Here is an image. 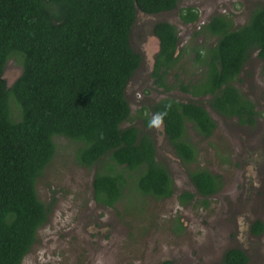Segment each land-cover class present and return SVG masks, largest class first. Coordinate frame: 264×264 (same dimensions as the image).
Returning <instances> with one entry per match:
<instances>
[{
  "label": "trees",
  "instance_id": "trees-1",
  "mask_svg": "<svg viewBox=\"0 0 264 264\" xmlns=\"http://www.w3.org/2000/svg\"><path fill=\"white\" fill-rule=\"evenodd\" d=\"M179 1L0 0V264H22L49 217L50 207L36 185L61 139L70 143L77 166L93 170L98 204L114 207L138 195L165 199L174 194L175 184L168 163L157 157L148 126L150 114L161 113L165 137L196 190L180 193L179 202L207 206L222 189L221 174L197 164L199 149L189 135L191 128L206 139L217 127L204 104L162 98L140 108L142 128L123 125L132 120L126 88L142 62L130 42L136 13L170 11ZM198 15L193 7L180 11L183 22ZM153 33L159 40L152 70L157 87L209 95L208 106L220 115L255 124V104L232 82L253 50L263 59L264 71V4L240 26L234 27L230 15L218 14L200 28L198 33L216 41L194 50V59L204 66L194 82L175 86L167 79L181 58L176 26L159 21ZM9 61L21 67L10 85L4 77ZM254 229L261 231L262 223ZM247 262L241 249L231 248L220 264Z\"/></svg>",
  "mask_w": 264,
  "mask_h": 264
},
{
  "label": "rangeland",
  "instance_id": "rangeland-1",
  "mask_svg": "<svg viewBox=\"0 0 264 264\" xmlns=\"http://www.w3.org/2000/svg\"><path fill=\"white\" fill-rule=\"evenodd\" d=\"M260 4L264 0H180L170 11H137L130 32L131 46L142 55V62L126 88L132 120L123 125L133 123L142 128L140 108L153 106L162 98L204 104L217 128L208 139L191 128L189 135L199 149L197 164L221 174L224 188L208 198L207 206L199 201L187 205L179 202L180 193L189 190L196 194V190L167 141L162 124L149 127V131L154 134L157 157L170 168L174 194L165 199L138 195L114 207L102 206L93 198V170L77 166L70 143L61 139L53 161L36 185L39 198L50 207L49 217L22 264H157L165 259L178 264H220L222 253L231 247L246 251L249 264H264V233L253 236L251 231L254 220L264 219L262 63L256 58L250 60L238 83L252 96L259 112L252 127L214 111L207 104L208 96L182 93L177 86L181 80L190 83L198 79L203 66L194 59L190 47L206 49L214 44L216 37L198 33L213 15H230L237 27L246 23L251 10ZM188 6L199 13V20L192 24L180 17L181 9ZM159 21L174 24L180 40L181 58L167 77L177 87L169 91L157 87L152 76L159 49L153 27ZM20 73L21 67L9 61L4 73L8 85ZM153 116L151 113L150 118ZM196 199L201 197L196 195Z\"/></svg>",
  "mask_w": 264,
  "mask_h": 264
},
{
  "label": "flooded vegetation",
  "instance_id": "flooded-vegetation-1",
  "mask_svg": "<svg viewBox=\"0 0 264 264\" xmlns=\"http://www.w3.org/2000/svg\"><path fill=\"white\" fill-rule=\"evenodd\" d=\"M188 7H193V8H195L194 6H188ZM196 9V8H195ZM197 10V9H196ZM198 11V10H197ZM165 12V11H164ZM182 20V19H181ZM199 20V15H198V18L195 20V21H192V22H184V23H186V24H192V23H195V22H197ZM183 21V20H182ZM215 38V37H214ZM159 41V40H158ZM179 43H180V40H179ZM198 47H200V46H194V47H190V50H192L193 51V55H194V50L196 49V48H198ZM192 48V49H191ZM188 49V48H187ZM177 52H181V49H180V46H179V44H178V48H177V51H176V53ZM251 56L249 57V59L246 61V62H244L243 63V67L241 68V71H240V73H239V76H238V78L236 79V80H234L232 83L240 90V92L245 96V97H248L254 104H255V101L252 99V96L249 94H247L246 92H245V90H242L241 89V87L239 86V84L238 83H241V81L243 80V77L242 76H244L243 74H244V72H245V70L247 69V65H248V63H250V60H254V58H256V60H259V62L260 63H262V68H263V59L261 58V57H259L258 56V50H253L252 51V53L250 54ZM195 56V55H194ZM180 60V59H179ZM255 61V60H254ZM201 67V66H200ZM204 67V66H203ZM254 69V68H253ZM203 70V69H202ZM255 70V69H254ZM172 72V71H171ZM171 72H170V74H171ZM262 73L264 74V71H263V69H262ZM168 76H169V74H168ZM181 90V89H180ZM182 91V90H181ZM182 93H186V92H183L182 91ZM192 95V94H191ZM208 97H209V95H207ZM202 97H206V96H202ZM255 109L257 110V108H256V104H255ZM258 111V110H257ZM259 115V114H258ZM223 117H225V116H223ZM226 118H230V119H235V120H237V122H238V124H240V125H243V126H249V127H252V126H254L255 124H256V119L258 118V116L257 117H255V124L254 125H249V124H242V123H240L239 122V118L237 117V116H233V117H226ZM217 128V127H216ZM216 130V129H215ZM213 134H214V132H213ZM213 134L211 135V136H213ZM196 135H198L197 133H196ZM199 136V135H198ZM210 136V137H211ZM201 138H202V136H200ZM210 137H208V138H210ZM208 138H206V139H208ZM199 155V154H198ZM210 170V169H209ZM212 171V170H211ZM213 172V171H212ZM213 173H215V172H213ZM222 179H223V177H222ZM224 188V180H223V187H222V189ZM221 189V190H222ZM220 190V191H221ZM220 191H218V192H216V193H214L212 196H214V195H216V194H218ZM212 196H210V197H212ZM258 221H260L261 223H262V225H263V229L261 230V231H259V232H256L255 231V229H254V225H255V223L256 222H258ZM240 229H241V227H240ZM251 231H252V234H253V236L255 235V236H257V235H261V234H263L264 233V219L262 220V219H256V220H254V222H253V224L251 225ZM231 248H234V247H231ZM231 248H228V249H231ZM237 248V247H236ZM227 249V250H228ZM237 249H241V248H237ZM227 250H225V251H227ZM246 255H247V257H248V262H247V264H249V260H250V258H249V256H248V253L246 252V251H244L243 249H241ZM224 251V252H225ZM224 252L222 253V255H221V257H220V260H219V263H221V260H222V257H223V254H224Z\"/></svg>",
  "mask_w": 264,
  "mask_h": 264
},
{
  "label": "clouds",
  "instance_id": "clouds-1",
  "mask_svg": "<svg viewBox=\"0 0 264 264\" xmlns=\"http://www.w3.org/2000/svg\"><path fill=\"white\" fill-rule=\"evenodd\" d=\"M163 115L164 114H161V113H157L155 114L152 119L149 121V124L148 126L151 128V127H156V128H159L162 126V123H163Z\"/></svg>",
  "mask_w": 264,
  "mask_h": 264
}]
</instances>
